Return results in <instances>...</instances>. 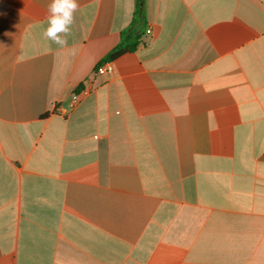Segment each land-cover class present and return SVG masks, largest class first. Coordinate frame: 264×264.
<instances>
[{
  "label": "crops",
  "instance_id": "crops-1",
  "mask_svg": "<svg viewBox=\"0 0 264 264\" xmlns=\"http://www.w3.org/2000/svg\"><path fill=\"white\" fill-rule=\"evenodd\" d=\"M137 1L0 0V264H264V0H143L95 74Z\"/></svg>",
  "mask_w": 264,
  "mask_h": 264
},
{
  "label": "clouds",
  "instance_id": "clouds-1",
  "mask_svg": "<svg viewBox=\"0 0 264 264\" xmlns=\"http://www.w3.org/2000/svg\"><path fill=\"white\" fill-rule=\"evenodd\" d=\"M79 8V0H49L47 27L42 33L43 37L59 47H66Z\"/></svg>",
  "mask_w": 264,
  "mask_h": 264
},
{
  "label": "trees",
  "instance_id": "trees-1",
  "mask_svg": "<svg viewBox=\"0 0 264 264\" xmlns=\"http://www.w3.org/2000/svg\"><path fill=\"white\" fill-rule=\"evenodd\" d=\"M142 9L143 0H138L131 25L128 29L121 33L120 42L104 57L103 61H112L125 52L134 51L135 47L138 44L137 38L138 32L141 29L140 24L144 23V15H142Z\"/></svg>",
  "mask_w": 264,
  "mask_h": 264
},
{
  "label": "built area",
  "instance_id": "built-area-1",
  "mask_svg": "<svg viewBox=\"0 0 264 264\" xmlns=\"http://www.w3.org/2000/svg\"><path fill=\"white\" fill-rule=\"evenodd\" d=\"M147 33H150V31L148 30ZM112 72H113V65L111 61H102L101 63H99V65H97L95 69V74L100 76L110 74ZM74 105H75V101H72V103L70 104V109H73ZM58 111L60 112L61 115L66 114V111L63 109H59Z\"/></svg>",
  "mask_w": 264,
  "mask_h": 264
}]
</instances>
